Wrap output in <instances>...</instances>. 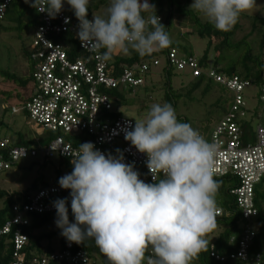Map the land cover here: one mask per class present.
<instances>
[{"label": "clouds", "instance_id": "1", "mask_svg": "<svg viewBox=\"0 0 264 264\" xmlns=\"http://www.w3.org/2000/svg\"><path fill=\"white\" fill-rule=\"evenodd\" d=\"M55 19L70 6L81 45L110 61L116 52L150 55L172 43L149 0H109L103 17L88 19L90 0H25ZM255 0H192L191 7L218 31L228 32ZM147 14V15H146ZM102 50V51H101ZM124 139L146 155L154 182L140 179L123 153L105 155L92 142L80 143L72 171L58 178L68 198L53 202L54 223L67 242L92 240L108 264H190L206 250L216 226L217 146L177 119L169 103L153 104ZM151 258L145 261V253Z\"/></svg>", "mask_w": 264, "mask_h": 264}, {"label": "built area", "instance_id": "2", "mask_svg": "<svg viewBox=\"0 0 264 264\" xmlns=\"http://www.w3.org/2000/svg\"><path fill=\"white\" fill-rule=\"evenodd\" d=\"M10 1H0V20L5 15ZM37 13L40 23L33 30L31 43L27 47L29 61L34 65L30 95L20 106H13V111L26 110L36 126L55 131L57 135L48 144L44 146L39 144L37 148L32 149L15 146L9 137L0 135V147L8 148L9 155L14 160L29 156H40L46 160L58 156L70 162L78 146L68 142L66 138L77 136L81 143L92 142L95 148L105 155L111 153L116 156V150L119 149L123 153L124 162L132 164L140 173V179L145 182H154L152 174L146 167V155L138 152L129 141L124 139V133L131 130L135 122L125 116H112L115 112L114 105L111 96L105 90L123 85H142L146 72L152 67L161 65L160 59L153 58L151 62L126 68L119 75H113L109 61L101 62L98 54L90 52L81 45L76 35L78 21L68 10L67 4L55 19L49 18L44 12L37 11ZM65 32L73 36L81 52L74 58L69 57V47L66 44L53 39L54 36ZM166 60L176 70H187L193 76L203 72L200 59L196 55L181 54L176 48L170 49ZM207 75L227 88L231 103L229 111L216 124L212 132L200 134L208 142L217 146L213 163L214 176L230 175L237 180L238 186L233 187L230 193L235 197L241 216L246 221L235 251L221 254L212 245L210 255L221 261L239 259L261 264L260 254L257 253L251 258L249 249L257 233L255 218L258 215V208L254 202L255 185L264 176V83L260 85L258 94V104H261V107L256 112L258 124L253 132L254 138L244 143V137L248 136L238 123V119L247 115L244 108L246 106L244 90L252 85L251 80L242 79L237 75L230 77L222 75L212 68L207 70ZM10 164V161L0 153V170L9 168ZM61 190L59 184L39 190L28 197L29 202H24V210L56 212L53 203L46 200L52 193ZM14 210L15 217L4 224L0 234L10 232L13 225L28 222L23 218V212L18 205L14 206ZM222 213L223 208L216 205L215 216ZM26 241L27 236L16 228L15 261L12 264H22L23 260L19 252ZM71 246L72 243L68 242L67 248ZM151 255L150 251L147 260L151 258ZM63 256L70 258L71 262L86 259L84 252L79 251L72 255L69 250H65L58 256L53 254L50 258ZM47 261L48 259L45 258L36 260V263L46 264Z\"/></svg>", "mask_w": 264, "mask_h": 264}, {"label": "trees", "instance_id": "3", "mask_svg": "<svg viewBox=\"0 0 264 264\" xmlns=\"http://www.w3.org/2000/svg\"><path fill=\"white\" fill-rule=\"evenodd\" d=\"M190 1L191 0H149V3L154 4L156 15L161 18L160 22L165 26V30L169 33V35L171 34V29L173 27L175 28L177 25V23H175L177 14L181 18L188 17L194 26L193 34L198 35L199 38L206 39V48L203 54L198 57L200 59V66L202 67L203 72L198 76H193L192 73L187 70H176L170 66L171 64H169V61L166 60V55L171 48L178 49L181 54L195 55L191 51L190 45H184L179 41L177 42L175 39H171L172 43L169 47L155 51L150 55L139 56L133 51H130L127 54L116 52L109 61L113 75L115 74L116 76L123 72L126 68H133L141 65L142 63L145 64V62H151V59L153 58H159L161 65L152 67L146 72L144 78L145 80L142 85H123L122 87H117L115 89L110 88L105 90V92L111 96V100L114 105L115 112L112 113V116H123L119 111L120 105L123 107L138 104L140 105V108L138 109L137 114L139 117H143V115L147 114L151 105L157 103L156 100L160 95L157 91L161 89L163 91L161 101L158 99L160 104H171L175 110L178 121L186 122L183 114L179 115L177 113L180 100L183 97H192V95H194L193 93L197 90H200L203 94L207 93L213 82L221 84L207 75V70L211 68L215 69L222 75L229 77L237 75L242 79L251 80L252 85L245 88L244 96L245 91L248 88L256 86L260 90V85L264 83V62L261 60L260 56H254L251 52H247L243 55H239L235 60L231 61L229 58L231 51L238 48L239 45L247 40L248 36L255 31L257 26L256 19H258V16L253 17V27L248 36H245L240 41L230 43L231 37L234 36L241 27L240 16L237 23L230 31H218L208 21H201L198 13L189 8V3H191ZM108 6L109 0H90L87 18H92L93 15L103 17ZM67 7L72 16L76 18L70 9V6L67 5ZM39 23V14L34 7L30 6V2L26 3L25 0H11L6 8L5 15L0 20V35L8 31L15 30L21 36H32L33 30ZM53 39L58 42H62L69 47V57L74 58L76 55L81 53L78 50L77 43L70 33H61L54 36ZM24 51L27 59V72L25 74L20 75L17 72L10 71L9 69H0V75L3 79L13 82L20 87L18 90L0 91V97L1 99L8 101L12 99L17 100V106H20L23 102L27 101L30 95V88L32 86V72L34 65L29 61L27 47ZM162 57L165 58L163 63ZM157 67H159V75L161 78L155 81L152 79L154 74L153 70ZM176 74H183L188 78V82L186 84L180 82L178 86H174L172 78ZM225 89L227 90L226 87ZM259 90L257 92L258 94ZM139 91L142 92V96ZM228 97L230 98L229 95ZM244 100L246 102V106L244 108L248 114L250 109L246 101V96ZM7 108L8 107L5 106L3 108L4 111H6ZM11 111L13 113H22L28 117V120L32 121L30 114L26 110L14 112L12 106ZM245 117L238 119V123L241 128L244 130L246 136L249 137H244V143L249 140L251 141L254 138V128L249 120L245 119ZM133 121L135 122L134 119ZM37 127L46 131L49 135L48 139L44 143H41L39 139H36V141L34 139H26L23 137L22 132L18 131L15 135L16 139H11L13 145L24 146L28 149L37 148L39 144L43 146L48 144L51 139L57 135L55 131L53 132L40 126ZM78 138L79 137L77 136H72L66 138V140L75 146H79L81 141H79ZM0 153H2L4 158L11 163L9 168L0 170V173L10 170L15 167L20 160L24 159L29 160L34 165L41 166H46L54 160H58L59 167H57V171L64 169L71 172L73 167L69 160L58 156L46 160L40 156H29L14 160L12 156L9 155V149L6 147H0ZM40 159L43 160L40 161ZM214 179L218 181V191L215 196L216 205H220L223 208V213L219 216H215L216 225L221 227V231L217 235H213V231L207 233L205 236V239L208 241L206 250L200 252L197 257L192 259L190 264H255L252 261H243L239 259H226L221 261L210 255V248L212 245L215 250L221 254H229L230 252L235 251L238 247V241L246 223L245 219L241 216V210L237 205L235 197L230 193L233 187L238 186L237 180L230 175L224 177L214 176ZM57 184L58 179L50 183L44 179L42 180L41 177H37L31 185L27 186L23 190L15 189L13 192H10L5 187H0V229L7 221L15 217V205L19 206L20 211L23 212V218L28 221L26 224L13 225L10 232L0 234V264H12L15 261L14 237L16 228H19L20 231L27 236V241L19 252V255L23 260L22 264H38L36 263V260H42L45 258L48 259L46 264H108L106 257L100 253L99 249L95 246V243L92 240H87L85 243L81 244L73 242L71 248H67L68 242L62 235H60L61 230L57 228L54 223V220L56 219V212L24 210V202H29L28 197L36 194L43 188L54 185L56 186ZM69 191L70 190L62 189L60 192L52 193L51 197L46 200V202L53 203L58 198H68V215L69 221L72 222L73 216L70 209ZM254 202L255 206L258 208V215L255 218L257 233L251 243L249 253L251 258L259 253L261 264H264V176L255 185ZM47 226H51L53 229L46 231ZM65 250H69L72 255L82 251L86 256V259L85 261L80 260L78 262H71L70 258H67V256H63L61 258L56 257L55 259L50 258L51 255L57 254L58 256ZM149 255L150 249L145 253V261Z\"/></svg>", "mask_w": 264, "mask_h": 264}, {"label": "rangeland", "instance_id": "4", "mask_svg": "<svg viewBox=\"0 0 264 264\" xmlns=\"http://www.w3.org/2000/svg\"><path fill=\"white\" fill-rule=\"evenodd\" d=\"M192 3V0L190 1ZM255 5L252 9L240 14V29L231 37V42H237L242 40L245 36H248L252 30L254 16H258L256 19L257 26L255 31L248 36L238 48L231 51L229 54L230 60H235L239 55H243L247 52H251L254 56H260L264 62V0H255ZM189 3V8L192 9ZM193 10V9H192ZM195 11V10H193ZM202 22H206V18L201 14H198ZM177 25L170 31L171 39H175L177 42H181L184 45H190L191 51L200 57L206 48V39L199 38L194 33V26L191 20L181 18L176 14ZM192 32V33H191ZM191 33V34H190ZM193 34V35H192ZM31 43V36H21L15 30L2 33L0 35V69H9L12 72H17L23 75L27 72V59L24 49ZM189 50V49H187ZM165 58L162 57V63ZM264 64V63H263ZM153 80L157 81L161 78L159 75V67L153 70ZM264 78V70H263ZM173 85L178 86L180 82L186 84L188 78L183 74H176L173 78ZM160 85V84H159ZM15 83L9 82L0 75V91L5 90H18ZM258 90L256 86L248 88L245 91L246 101L249 107V113L245 119L249 120L253 128L255 129L258 124V117L256 112L261 104H258ZM28 92V91H27ZM162 90H158L160 94L156 102L160 104ZM142 96V92H140ZM156 93V94H157ZM192 97H183L178 106L177 113L184 116L186 123L192 128L198 130L199 133H211L216 124L225 116L229 111L231 97L229 98L228 91L219 83L213 82L207 93L203 94L200 90L193 93ZM17 100H4L0 97V135L9 137L12 140L16 139V134L21 131L23 137L26 139H39L41 143H44L49 135L46 131H43L37 127L33 121L28 120V117L22 113H13L11 111L12 106L16 105ZM155 103V104H157ZM7 106V110L4 111V107ZM140 105L123 106L120 105L119 111L121 115L130 117L134 120L140 121L146 118L138 116V109ZM59 167V161L54 160L46 166L34 165L29 160H20L19 163L7 170L0 173V187H5L10 192L15 189L23 190L37 178L47 182H53L61 176L70 172L61 169L57 171ZM71 222V221H70ZM73 222V221H72ZM53 227L47 226L46 231L52 230ZM213 235H217L221 231V227L215 226L212 230ZM211 239V238H210Z\"/></svg>", "mask_w": 264, "mask_h": 264}]
</instances>
